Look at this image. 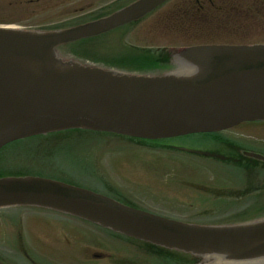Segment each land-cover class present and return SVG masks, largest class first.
I'll list each match as a JSON object with an SVG mask.
<instances>
[{
  "label": "water",
  "instance_id": "water-1",
  "mask_svg": "<svg viewBox=\"0 0 264 264\" xmlns=\"http://www.w3.org/2000/svg\"><path fill=\"white\" fill-rule=\"evenodd\" d=\"M164 1L138 0L110 17L66 30L0 28V148L70 129L154 140L264 121V46L181 50L184 71L163 76L89 67L55 51L139 20ZM13 206L57 211L204 262L264 259V220L186 224L57 181L0 178V208Z\"/></svg>",
  "mask_w": 264,
  "mask_h": 264
},
{
  "label": "rangeland",
  "instance_id": "rangeland-1",
  "mask_svg": "<svg viewBox=\"0 0 264 264\" xmlns=\"http://www.w3.org/2000/svg\"><path fill=\"white\" fill-rule=\"evenodd\" d=\"M40 1L30 3L27 0H0V27L11 26L32 29L53 25L69 17L59 14V11H63L61 8L64 6L63 3L59 4L54 0ZM114 42L117 43L112 47L115 52H127L130 40L127 42L126 40L115 39ZM164 43L166 45H163ZM157 44L160 45L156 47H175L178 42L164 37L158 40ZM135 45L156 49L149 41L139 38L136 39ZM227 134L231 137L239 136L242 139L264 137V126H240L227 132ZM44 139L51 141L38 142L42 139H34L21 145L5 147L3 152H14L19 157L27 154L29 156L55 157L54 160L59 164H63L66 160H73L75 161L73 164H77L73 168H82V171L79 172L82 175H89L83 170L95 173V169L88 168L83 163H89V161L93 163L96 158L100 166V174L105 177V179L102 178L104 181L96 184L81 179L83 183L95 186L99 191L114 188L121 191L127 199L132 200L138 206L150 210L154 209L153 211L174 218L186 219L187 221H207L215 219V217L205 214L215 212L230 215L235 211V209L228 208L230 206H226L222 210L216 209L203 201V196L206 199L205 189L216 187L212 185L217 184L219 178L221 183H226L229 186L234 185L236 187L233 183H237L231 179V175H233L231 172H225L229 173L230 176L211 173L220 168L212 161L176 152L170 153L171 156L166 151L158 150L159 147L154 146L153 143H150L152 145L150 148L139 142L134 143L114 138L99 139L86 133H65L64 135L62 133ZM35 144L47 146V149L42 150L39 146L35 148ZM169 144L194 150H211L205 146L204 140L198 139L178 138L171 140ZM55 152L58 154L52 156ZM101 152L104 154H101L99 158ZM152 155H154L153 160L149 157ZM166 156H171L175 161L170 162L169 159L165 158ZM143 157L149 158L144 159ZM156 157L160 158L156 159ZM51 158L46 162L50 163ZM50 173L56 176L60 175L58 170ZM165 174L169 175L167 180L164 178ZM256 176L253 173L251 178L255 179ZM91 177L84 176L86 179H92ZM162 180L165 181L164 184ZM194 185L198 186L192 188ZM190 189H193L192 192ZM179 190H183V192H179ZM161 192H163V197L159 195ZM232 202L235 203L234 207L237 209L244 207L240 200L233 199ZM16 210L13 209V212L11 210L0 211L1 217L21 216L24 222V231L28 234L26 240L28 244L26 243L25 247L30 257H25L24 254L21 257L20 254H18L19 256L15 255L16 257L13 259L15 262H12L14 264H29L26 263L25 259L31 261L32 258L38 264H84V262L87 264H173L162 256L156 258L155 254L151 255L150 250L146 248L123 242L117 236L102 232L87 224L77 222V220L26 210L16 212ZM94 241L99 242L90 244ZM0 244L7 247L3 239L0 240ZM82 253L88 256V262ZM90 253L106 254L110 255V258L102 257L95 260L90 257ZM78 254L81 255V262ZM124 259H130L132 262L129 260L127 262Z\"/></svg>",
  "mask_w": 264,
  "mask_h": 264
},
{
  "label": "flooded vegetation",
  "instance_id": "flooded-vegetation-1",
  "mask_svg": "<svg viewBox=\"0 0 264 264\" xmlns=\"http://www.w3.org/2000/svg\"><path fill=\"white\" fill-rule=\"evenodd\" d=\"M27 1L37 3L40 0ZM134 1L54 0L64 5L61 6L63 11H59V14L69 17L51 25L53 28L79 26L111 15ZM164 37L176 40L178 45L175 47L264 45V0H167L139 21L87 42L97 45L106 38V40L113 38L112 41L114 39L127 42L130 40L128 43L133 45L139 38L158 46L160 44H157V41ZM89 57L102 60L92 54ZM116 59L121 61L122 56H116ZM243 143L245 144L231 146L224 153L222 161L233 166L248 167L256 163L249 158H244L243 151L264 156L263 143L250 140ZM261 168L264 169V167ZM10 225L13 231L14 225ZM13 235L16 237L17 231ZM13 259V248H6L0 244V262L11 264Z\"/></svg>",
  "mask_w": 264,
  "mask_h": 264
},
{
  "label": "bare ground",
  "instance_id": "bare-ground-1",
  "mask_svg": "<svg viewBox=\"0 0 264 264\" xmlns=\"http://www.w3.org/2000/svg\"><path fill=\"white\" fill-rule=\"evenodd\" d=\"M4 28H7V29H13L11 26H7V27H4Z\"/></svg>",
  "mask_w": 264,
  "mask_h": 264
}]
</instances>
